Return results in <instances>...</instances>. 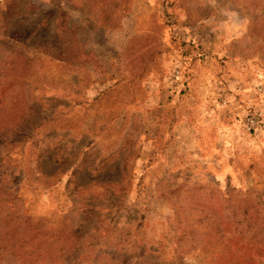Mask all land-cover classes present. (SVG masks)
Instances as JSON below:
<instances>
[{
	"label": "rangeland",
	"instance_id": "obj_1",
	"mask_svg": "<svg viewBox=\"0 0 264 264\" xmlns=\"http://www.w3.org/2000/svg\"><path fill=\"white\" fill-rule=\"evenodd\" d=\"M0 264H264V0H0Z\"/></svg>",
	"mask_w": 264,
	"mask_h": 264
},
{
	"label": "trees",
	"instance_id": "obj_2",
	"mask_svg": "<svg viewBox=\"0 0 264 264\" xmlns=\"http://www.w3.org/2000/svg\"><path fill=\"white\" fill-rule=\"evenodd\" d=\"M67 29H69V28H67ZM56 48H57V43L55 45H53V46L48 47V50L50 51L52 57H55L54 53L57 51ZM58 55H60V54H58Z\"/></svg>",
	"mask_w": 264,
	"mask_h": 264
},
{
	"label": "built area",
	"instance_id": "obj_3",
	"mask_svg": "<svg viewBox=\"0 0 264 264\" xmlns=\"http://www.w3.org/2000/svg\"><path fill=\"white\" fill-rule=\"evenodd\" d=\"M171 74H172V76H174V77H178V75H179V71L175 69V70L172 71Z\"/></svg>",
	"mask_w": 264,
	"mask_h": 264
}]
</instances>
